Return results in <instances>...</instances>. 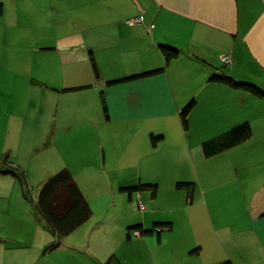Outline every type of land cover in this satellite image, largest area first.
<instances>
[{
  "label": "crops",
  "instance_id": "obj_1",
  "mask_svg": "<svg viewBox=\"0 0 264 264\" xmlns=\"http://www.w3.org/2000/svg\"><path fill=\"white\" fill-rule=\"evenodd\" d=\"M160 46L177 54L165 61ZM212 74L264 94V0H0V264L109 255L85 261L88 242L74 257L61 239L47 249L56 237L33 205L62 168L90 216L106 210L124 228L133 252L122 264H264V95ZM191 100L184 130L179 113ZM241 122L246 140L204 156L202 141ZM177 181L192 183L189 197ZM139 183L154 193L121 190ZM165 221L170 230L126 237ZM96 227L97 239L105 228Z\"/></svg>",
  "mask_w": 264,
  "mask_h": 264
},
{
  "label": "trees",
  "instance_id": "obj_2",
  "mask_svg": "<svg viewBox=\"0 0 264 264\" xmlns=\"http://www.w3.org/2000/svg\"><path fill=\"white\" fill-rule=\"evenodd\" d=\"M160 50L165 61H169V59L173 58L177 54L176 50L169 46H160ZM209 80L220 81L233 88L245 89L257 95L263 94L262 90L255 85L244 81H236L225 74H212L209 77ZM112 82L115 81H110L108 83ZM192 104V100L187 102V104L181 109L179 113V120L184 130L187 128V114L192 108ZM249 135V124L247 122H241L202 141L201 150L205 157H210L246 140ZM159 138L160 136H151L153 146L156 144V141ZM2 171L10 173L18 179L21 178V175L14 168L5 167L2 169ZM174 187L178 189H184L187 193V196L189 197L192 190V183L186 181H177L174 183ZM143 189L148 190L151 194H153L155 191V185L151 183H139L135 186L121 188V190H124L127 193L133 191L137 192ZM33 206L44 219L47 228L56 237L54 243L49 244L47 249L57 246L59 237L69 234L74 228L83 223L91 215V209L87 201L81 194L79 188L73 180L71 173L66 168L59 169L42 182L38 189ZM139 208L141 209V207ZM170 229L171 223L168 221L154 222L149 229H143L141 225L136 224L127 228L126 237H129L130 232L146 235L152 232L159 233L161 230ZM189 252L196 253L197 247L191 249ZM102 264L119 263L117 262V258L113 254H110ZM211 264L233 263L229 259H224Z\"/></svg>",
  "mask_w": 264,
  "mask_h": 264
},
{
  "label": "rangeland",
  "instance_id": "obj_3",
  "mask_svg": "<svg viewBox=\"0 0 264 264\" xmlns=\"http://www.w3.org/2000/svg\"><path fill=\"white\" fill-rule=\"evenodd\" d=\"M41 170H43V169L41 168ZM34 190L33 189L32 190L28 189L27 194H28V198L29 199H33V196H34L33 191ZM116 203H117V200L114 201V207L117 206L118 203L117 204ZM94 210L97 213L98 210H96V209H94ZM121 210H122L121 207L117 208L118 213ZM99 211H98V214H93L92 216H90L89 219H87V221L83 225L80 226V228L75 229L71 234H69V236L59 237L58 239L59 240L61 239L62 247H64L65 249H68V250H66L67 252H65V253H70V254L72 253L74 257H76V255L78 254L77 253V251L79 250L78 247L82 243L84 244V243L88 242L87 243L88 251H86L84 253L80 252L79 253V259L81 258L82 260L87 261L88 257L92 258L89 255L90 251H93L96 254L97 252H99V249H100V250H108L109 251V253H108L109 255H110L111 252L116 253L117 254L116 255L117 262L119 264H122L121 258L124 255L125 256L127 255L125 258H127L128 256L130 257V256H132V252H133V249L131 248V246L129 244L130 242L126 243L125 240L123 241V239L125 237V230H124V228L123 229H119L117 227H114V226H116V221H114L112 223V221H108L106 219V218H109L108 216L104 217L105 216L104 212L106 210L105 211L99 210ZM123 212H127V211H123ZM123 212H120V213L124 214ZM97 215L99 217H102V216L103 217L101 219H99L98 223H95L93 220H95V218H97ZM96 226H99L100 228H103V227L105 228V231L101 232V234L103 236L102 235L101 236H97V239L95 238L96 237L95 232H96V230H98V228ZM112 227L115 228L114 231L108 232L109 231L108 229H110ZM83 228L86 229L85 232H84L85 235H84L83 241H80L79 240L80 237L78 235H80V233L82 232ZM70 240L73 241V242L71 243ZM96 240H97V243H96ZM83 244L81 245V247H83ZM84 247H86V246H84ZM65 253H63V255L61 254V256L65 257L66 256ZM56 255L57 254H52L51 255L52 259H55ZM109 255H107V257H105L104 261L108 258ZM70 261L71 260H69V262ZM90 262L91 261L89 260V263ZM125 262L127 263L126 259H125Z\"/></svg>",
  "mask_w": 264,
  "mask_h": 264
},
{
  "label": "built area",
  "instance_id": "obj_4",
  "mask_svg": "<svg viewBox=\"0 0 264 264\" xmlns=\"http://www.w3.org/2000/svg\"><path fill=\"white\" fill-rule=\"evenodd\" d=\"M141 21L142 20V17L139 15L138 17L134 18V19H131V21ZM220 61L223 63V64H227L230 62V56L228 54H224L220 57ZM139 206L141 207V205L139 204Z\"/></svg>",
  "mask_w": 264,
  "mask_h": 264
}]
</instances>
